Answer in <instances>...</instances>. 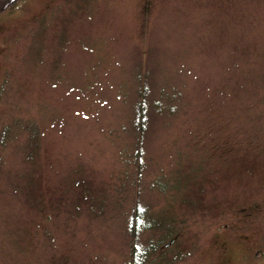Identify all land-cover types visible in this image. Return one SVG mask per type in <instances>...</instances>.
I'll list each match as a JSON object with an SVG mask.
<instances>
[{"label":"rangeland","instance_id":"obj_1","mask_svg":"<svg viewBox=\"0 0 264 264\" xmlns=\"http://www.w3.org/2000/svg\"><path fill=\"white\" fill-rule=\"evenodd\" d=\"M13 1L0 264H264V0Z\"/></svg>","mask_w":264,"mask_h":264},{"label":"trees","instance_id":"obj_2","mask_svg":"<svg viewBox=\"0 0 264 264\" xmlns=\"http://www.w3.org/2000/svg\"><path fill=\"white\" fill-rule=\"evenodd\" d=\"M22 0H14L10 6H14L18 4ZM144 109H140V114L138 116V126L140 127V131L143 130L145 125V117H144ZM137 160L138 166L142 167L140 164V161L142 159V152L139 151L137 153ZM141 171V168H139ZM162 185V183H161ZM164 190L165 188H161ZM135 201L132 207L131 217L129 220V231L131 236V254H130V264H144L149 256V251L143 252L140 250L138 246V239L140 235H142L143 232H146L148 230H158L160 227L162 229L163 225L165 224L164 220L157 218V216H151V214H148V210L141 204V201L138 199V196L135 197Z\"/></svg>","mask_w":264,"mask_h":264}]
</instances>
